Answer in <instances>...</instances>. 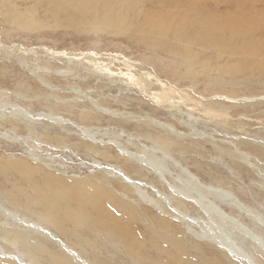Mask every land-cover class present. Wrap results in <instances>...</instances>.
I'll list each match as a JSON object with an SVG mask.
<instances>
[{"label": "rangeland", "instance_id": "374dc122", "mask_svg": "<svg viewBox=\"0 0 264 264\" xmlns=\"http://www.w3.org/2000/svg\"><path fill=\"white\" fill-rule=\"evenodd\" d=\"M81 1L0 0V101L8 103L5 111L13 105L27 110V119L49 112L62 119L59 125L40 120L24 127L6 113L0 118V199L13 200L7 209L37 221L39 208H26L24 196L36 199L56 191L62 195L59 211L85 216L90 226L83 222L69 235L61 222L43 226L80 260L163 264L149 249L131 251L129 246L136 240L126 230L106 227V216L120 220L125 216L103 199H117L135 210L136 217L128 215L131 219L126 223L132 229L130 235L138 239L144 238L142 216L148 209L180 223V229L186 223L190 227L186 233L193 235V221L184 217L180 221L170 204L168 216L160 212V190L169 192L164 183L117 151L119 145L135 157L138 146L149 143L146 137L155 142L168 137L169 152L179 156L171 176L180 168L201 185L231 190L240 202L264 214V181L255 171L264 168V53L234 64L213 46L178 40L173 16L180 17L182 11L163 0H86L89 6L79 8ZM242 4L244 13L248 6L264 12L261 2L252 7ZM201 7L206 13L224 15L233 4L203 0ZM186 46L191 50L187 47L178 56L176 48ZM239 99L246 102H236ZM84 128L94 135L93 143L78 135ZM234 152L250 159L244 162ZM18 160L36 170L31 177L34 184L13 172L12 161ZM87 184L93 188L82 192L79 187ZM32 185L43 190L26 194ZM93 200L102 203L94 207ZM182 205L189 215L195 214L191 206ZM100 211L107 215L100 218ZM2 219L1 224L6 221ZM26 230L35 231L31 226ZM30 236L50 254L60 255L53 242ZM193 236L186 239L214 252L203 239ZM19 248L23 250L3 243L6 254L26 261ZM149 254L150 259L144 257ZM32 256V264H49L47 256L34 252Z\"/></svg>", "mask_w": 264, "mask_h": 264}, {"label": "bare ground", "instance_id": "6f19581e", "mask_svg": "<svg viewBox=\"0 0 264 264\" xmlns=\"http://www.w3.org/2000/svg\"><path fill=\"white\" fill-rule=\"evenodd\" d=\"M119 1L120 0H114L113 3ZM202 1L203 0H163V3H167L175 9L182 11L180 17L173 16V18H175L174 22L178 24L176 35L178 40L186 44H190L193 40H196L202 42V45L213 46L218 52L226 53L234 64L236 62L251 59V57H254L258 52L264 53V12L261 10L259 12L252 11L248 5V11H245L247 13H244L242 10L240 11L241 2L250 4V7H252V4L256 2L264 4V0H226L233 4V9L230 13L224 15H216L214 12H204L201 7ZM89 4V1L82 0L78 7L85 8L89 6ZM187 47L188 46L183 49L177 47L176 50H179L178 56H183ZM188 49L191 50L189 47ZM244 100L246 102V99ZM244 100L239 99L236 102H244ZM230 101L232 102V100ZM5 104H8L6 100L0 101V118L2 119L5 116L4 113H6L8 117L24 123V127H31L32 124L37 125L40 120L48 121L47 123H49L48 125L50 126L59 125L62 120L57 118V115L54 116L50 112L46 114L37 113L31 119H27V110L21 108L16 109L11 105L9 112H6L5 110L8 111V109L3 107ZM28 115L30 114H27V116ZM40 126L43 125L40 124ZM80 131V134H78L79 136H83L89 142L93 141L94 135L89 132V129L84 128ZM169 131L172 132L170 129ZM161 139L162 141L155 142L151 141L152 139L150 137H146L145 141L149 143L140 147L138 146L139 149L136 150L138 155L135 157H133L134 153H127L125 148L119 146L118 143H116L118 145L117 151L124 154L128 161L139 164L152 172L157 180H161L164 183V187L170 193L164 189L160 190V199L162 200L160 201L161 204L158 203L160 212H165V215L168 213V216L169 211H171L170 208L172 207V211L175 212V214L173 213L174 216H178L177 218H179L180 221L183 220L182 217L191 219L195 224V229H193V232L191 231L194 236L191 235V233H186L185 229H190L186 223L182 222V229H180V223L176 224L172 222L171 219L161 216L158 212L148 209L147 215L144 214V217L142 216L144 221V238L138 239L136 235H130L128 230L131 228L126 223L127 219H131L129 216H132V219L136 217L137 214L135 210L129 206L128 203L117 199L111 200L108 197L103 200L105 202H112L113 206L121 211L125 218L120 220L116 218L111 219V217H114L113 215L111 217L106 216L107 221H105V223H109L106 227L109 226L115 232L120 229L126 230L128 237L132 240H136L134 244L129 246L131 251H134L136 248L141 250L149 249L156 258L163 262V264H264V214H261L254 207L247 206L240 202L241 200H238L231 190H225L203 182L201 185L194 176L184 171L181 172L180 168L176 176H171V170L173 169L175 171L174 166L178 165L174 160H176V158L178 159L179 156L175 158L174 155L176 154L173 155L171 154L172 151L169 152V144L171 143L167 141L168 137ZM170 139L172 140V138ZM136 148L137 147H135V149ZM178 153L180 154V152ZM234 154L240 157L239 159L244 162L250 159V156L244 153L234 152ZM11 167L14 170L13 172L24 181L29 184H34L35 181L33 182L31 177L36 173V170L29 164L18 160L14 163L12 161ZM255 171L259 178L264 181V168L260 167V169L258 168ZM91 187L90 184H87L81 185L79 189L85 192ZM28 188L26 194L30 193L31 195H35L36 192L41 193L43 190L42 186L35 185L28 186ZM18 193L19 195L21 194L20 191H18ZM58 197L62 198V195L59 196L56 191H49L47 194L42 195L39 194L36 199L29 195H25L24 206L26 208H39L40 214L36 213L38 220L33 222L30 221V216L26 213L20 214L14 210L9 211L7 208L13 206V200H10L12 203L9 204L10 201L6 203L3 196L1 197L0 201L3 204L0 203V217L3 218L2 220L5 219L6 221H3L2 224L0 222V264H32L33 261H31V259L33 257V252L34 255L39 253L41 256H47L49 264H87L80 260L69 247L65 246L61 241H57L48 229L43 226L47 224L51 227L61 222L63 223L61 226L64 228V233L67 235L73 232L74 227H81L83 222L86 226H90V222L88 223L90 220H87L85 216H80L71 211H62L61 213L59 211L60 200ZM101 203L102 202L93 200L91 205L93 204L94 207H99ZM5 204H7L6 208L4 207ZM168 204L171 205L170 208H168ZM182 204L191 206L192 208L189 209L195 214L193 213V216L189 215L187 212L188 210L185 211ZM45 205L46 207L44 208ZM41 210H43L42 214ZM103 215H107V213H105V211H100V218ZM72 218H78L79 220L72 222ZM28 226H31L35 231H27L26 228ZM30 234L38 235V237L43 236L47 241L53 242L54 245L60 249V255L50 254L45 247L31 237ZM188 236H193L192 239H195L196 236L199 239H203L204 242L208 244L206 248L212 247L216 251L212 248L210 249L214 252H206L200 249L197 244L191 241L192 244L187 240L190 239ZM28 237L29 239H27ZM3 243L8 246L22 247L23 250L19 248V251L26 261L18 256L6 254L3 249ZM29 248L30 250H28ZM151 255L149 254L144 257L147 258V256ZM150 258L151 257H148L147 259ZM92 261L94 263L96 259H92ZM147 263L150 264L149 262Z\"/></svg>", "mask_w": 264, "mask_h": 264}]
</instances>
